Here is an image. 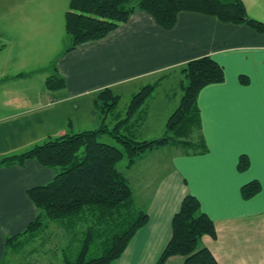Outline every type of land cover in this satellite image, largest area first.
I'll return each instance as SVG.
<instances>
[{
  "label": "crops",
  "instance_id": "obj_1",
  "mask_svg": "<svg viewBox=\"0 0 264 264\" xmlns=\"http://www.w3.org/2000/svg\"><path fill=\"white\" fill-rule=\"evenodd\" d=\"M43 1L26 14L15 9L18 1L0 7V32L7 28L15 33L0 34L5 38L0 44V159L24 144L63 135L64 128L74 133L73 127H79L76 132L103 123L114 127L125 117L132 96L149 84L153 91L120 131L134 140L154 139L165 131L179 103L186 83L180 68L210 56L222 66L224 78L198 93L199 125L191 140L199 148L166 144L119 169L147 221L109 264H155L171 237L172 216L187 194L198 199L213 221L215 236L204 234L199 246L218 264H264V33L192 11L179 12L173 27L165 29L147 12L135 10L103 38L65 51L70 38L57 37L52 17L58 5L65 12L69 0ZM241 1L247 17L264 23V0ZM44 56L49 62L41 68ZM51 73L64 79L63 87L46 86ZM105 88L120 97L106 115L97 105ZM122 101L128 105L118 110ZM241 156L247 160L244 168L239 167ZM55 173L35 160L0 165V264H64L74 235L39 215L26 193ZM251 182L259 188L244 197L242 187ZM38 215L43 221L39 230L18 236L19 248H7L6 238L17 236ZM57 233L63 246L51 239ZM184 259L172 255L164 264H184Z\"/></svg>",
  "mask_w": 264,
  "mask_h": 264
},
{
  "label": "trees",
  "instance_id": "obj_2",
  "mask_svg": "<svg viewBox=\"0 0 264 264\" xmlns=\"http://www.w3.org/2000/svg\"><path fill=\"white\" fill-rule=\"evenodd\" d=\"M135 10L147 12L165 29L173 27L179 12L192 11L224 22L244 23L264 33V23L247 17L241 0H69L63 15L64 29L70 38L65 51L103 38L126 22ZM180 71L186 83L160 137L134 140L120 131L127 117L153 91L154 85L149 84L132 96L125 117L114 127L109 129L103 123L98 128L65 133L0 159L2 166L35 160L43 167L56 170L52 180L31 187L26 193L39 215L59 223L74 235L73 241L80 238L73 258L67 254L70 246L66 249L64 264H109L121 256L136 230L146 223L147 214L135 208L132 190L117 167L119 161L126 157V165L130 167L144 152L166 144H178L189 150L199 148L191 140L199 125L197 96L203 87L221 82L224 72L210 56L190 60ZM45 82L49 89L64 86V79L56 73H51ZM119 98L110 88H105L98 93L97 105L106 115L117 106ZM105 133L119 142L120 147L100 141L99 137ZM239 161V167L244 168L246 157L241 156ZM258 188L256 182L248 183L242 187V195L250 197ZM39 215L17 236L6 238L7 248H19L18 236L39 230L43 225ZM204 234L215 236L213 221L201 210L198 199L187 194L172 216L171 237L155 264H164L172 255L184 256V264H218L207 248L199 246ZM92 249L93 252L100 250L99 254L95 252L98 256L92 255Z\"/></svg>",
  "mask_w": 264,
  "mask_h": 264
},
{
  "label": "rangeland",
  "instance_id": "obj_3",
  "mask_svg": "<svg viewBox=\"0 0 264 264\" xmlns=\"http://www.w3.org/2000/svg\"><path fill=\"white\" fill-rule=\"evenodd\" d=\"M13 2H16V1H18L19 2V4H18V6L15 8V9H17V10H19V11H25L24 13L26 14L28 11H31L30 9H32L33 7H34V5H35V3H38L39 5H42L43 3L42 2H44L43 0H41V1H33V2H31L30 0H12ZM5 4H8V0H0V7L1 6H3V5H5ZM66 8V7H65ZM64 7L61 5H58V7H57V9L55 10V12L53 13L54 15H53V20L55 21V28L54 29H56V31H55V33H56V35H57V37H60L62 40H65V38L66 37H69V35L66 33V31H65V29H64V17H63V12H64ZM2 32H7L8 34H15L13 31H11V30H8L7 28L6 29H2V31L0 32V34L2 33ZM4 40H5V38L2 36V35H0V44H2V42H4ZM68 41H64V45L63 46H65V44H68L67 43ZM67 46V45H66ZM49 57H41V59H40V67L41 68H43V67H47L48 65V62H49V59H48ZM54 62V61H53ZM42 71H44V70H42L41 69V72ZM46 74H47V72H45V73H43V74H40V80H41V84L43 83V80H44V77L46 76ZM38 85V84H37ZM127 103H126V101H122L121 103H120V105H119V107H118V110H120V109H123V108H125L127 105H126ZM172 104H170L169 106H171ZM124 110V109H123ZM74 129H73V132H76L77 130H79L78 128L79 127H73ZM91 127H89V129H90ZM85 129H87V128H82L81 129V131L82 130H85ZM64 131L63 132H65V133H72V132H70L71 130H69V129H67V128H64L63 129ZM157 130V128L156 127H154V128H152L151 129V132H152V134H153V132H155ZM164 133V132H163ZM163 133H158V134H156V135H152V136H156V137H160L161 135H163ZM59 134V133H58ZM155 137V138H156ZM53 138H56V137H52L51 139H53ZM48 140H50V139H48ZM48 140H45V141H43V139H40V141H38V143H36V144H31V145H26V144H24V145H22V147H20V148H18V149H16V151H15V153H12V154H17V153H21V152H23V151H25V150H27V149H29V148H31V147H33L34 145H39V144H43L44 142H46V141H48ZM99 140L100 141H103V142H107V143H110V144H113V145H116L117 147H120V144H119V142H117L113 137H111L110 135H107V134H104V135H101L100 137H99ZM82 153L80 152V155H81ZM9 155H11V154H9ZM5 156H8V155H5ZM5 156H3V157H5ZM126 164H127V159H126V157H124L121 161H119L118 163H117V167L119 168V169H123L125 166H126ZM65 235V234H64ZM61 234L60 233H57V234H55L54 235V238H51L52 239V241L53 242H58V246L60 245V244H62V246H63V239H61ZM65 237H67V236H65ZM67 239H68V237H67ZM66 239V240H67ZM65 244H66V241H65ZM79 244V241L78 240H74V241H72V242H70L69 243V245H68V247L70 246V249H68V252H67V254L68 255H70V257L71 258H73L75 255H73L75 252H76V246ZM31 245H35V244H31ZM91 252L93 253L92 255H96V256H98V254L100 253V251L98 252V254H96L95 252L96 251H94L93 252V249L91 250ZM91 255V256H92Z\"/></svg>",
  "mask_w": 264,
  "mask_h": 264
}]
</instances>
